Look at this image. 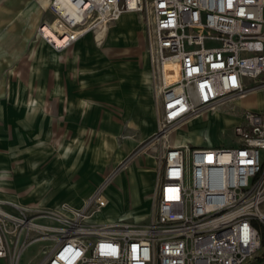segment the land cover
<instances>
[{
  "label": "built area",
  "instance_id": "obj_1",
  "mask_svg": "<svg viewBox=\"0 0 264 264\" xmlns=\"http://www.w3.org/2000/svg\"><path fill=\"white\" fill-rule=\"evenodd\" d=\"M53 14L36 34L55 51L139 14L156 130L80 207L0 198V259L42 241L36 264H247L264 243V109L242 105L231 145L176 143L173 132L218 106L264 90V0H36ZM154 158L150 220H96L103 190L137 152ZM2 170L1 177H8Z\"/></svg>",
  "mask_w": 264,
  "mask_h": 264
},
{
  "label": "crops",
  "instance_id": "obj_2",
  "mask_svg": "<svg viewBox=\"0 0 264 264\" xmlns=\"http://www.w3.org/2000/svg\"><path fill=\"white\" fill-rule=\"evenodd\" d=\"M122 14L101 36L87 32L57 52L36 34L41 21L53 18L45 5L0 0V172L10 171L0 176V198L80 207L155 132L154 93L144 80L148 54H109L127 50L118 45L124 41L146 49L145 31L120 25ZM179 128L186 130V123ZM186 142L200 145L186 134L176 143ZM135 168L134 179L127 172L112 175L117 183L112 197L106 196L105 219L131 215L152 191L154 162L135 158ZM90 173L91 186L83 188Z\"/></svg>",
  "mask_w": 264,
  "mask_h": 264
},
{
  "label": "rangeland",
  "instance_id": "obj_3",
  "mask_svg": "<svg viewBox=\"0 0 264 264\" xmlns=\"http://www.w3.org/2000/svg\"><path fill=\"white\" fill-rule=\"evenodd\" d=\"M120 21H121L120 25H126V26L129 25L132 26L133 28H137V29L140 28L141 30L145 31L144 23L140 17L138 18L137 16L126 12L122 14ZM114 23L115 20H112L106 23V25L108 27L110 25L112 26ZM109 32L110 31H107V34H109ZM125 43L126 41L118 45H120V47H124L122 45H125V47H128L127 50L126 49L123 50L121 48L120 50L118 48H115L114 51L115 52L118 51V53L110 52L109 54H142L146 56L147 53L143 44L136 43L137 47L132 48V42L131 43L128 42L126 44ZM144 80L149 84V86L152 88V92L154 93L149 69L145 75ZM242 105L257 109H264V90H259L254 93L248 94L245 97H242L240 100H237L235 102H229L220 105L215 110L207 112L205 116L200 115L198 118L186 123V130L177 128L173 132L171 139H177L178 136H180L181 134H186L192 137L195 143L200 145H212V146L231 145L232 143L235 142L233 126L236 123H238L241 119ZM142 143L143 142H141L137 147L142 146L143 145ZM142 156H148L154 162V158L151 155H149L147 153V149L143 147L142 150L134 154V156H131V158L124 164V166L118 170L117 174L127 172L128 174H132V179L137 178L139 175V171L138 169L135 168V158H141ZM87 177L88 178L84 179L82 182L83 188H87V186L89 188V186H91L92 178H93L92 174L90 173V176ZM108 182L109 183L106 184L103 192L106 196H109L111 198L112 197L111 193L115 190L114 184L117 183V179L115 176H112ZM133 182L134 181H132V195L134 193ZM150 193L151 191L144 194L145 196L144 198L141 199V203L138 204L136 208L132 209L131 215L120 217L115 220H121L136 224H143L148 222L153 213V200L151 199ZM92 215L94 218H96V220L105 219V217L108 216L105 209H102L100 212H95ZM42 246H43L42 241H33L28 247H26L20 252L17 264H36L37 261L40 259L41 256L40 249ZM247 264H264V243H262V245L255 251L251 260Z\"/></svg>",
  "mask_w": 264,
  "mask_h": 264
},
{
  "label": "bare ground",
  "instance_id": "obj_4",
  "mask_svg": "<svg viewBox=\"0 0 264 264\" xmlns=\"http://www.w3.org/2000/svg\"><path fill=\"white\" fill-rule=\"evenodd\" d=\"M245 97V96H244ZM174 142H177V139H173ZM109 183V182H108Z\"/></svg>",
  "mask_w": 264,
  "mask_h": 264
},
{
  "label": "water",
  "instance_id": "obj_5",
  "mask_svg": "<svg viewBox=\"0 0 264 264\" xmlns=\"http://www.w3.org/2000/svg\"><path fill=\"white\" fill-rule=\"evenodd\" d=\"M128 158H129V156H128ZM127 159V158H126Z\"/></svg>",
  "mask_w": 264,
  "mask_h": 264
}]
</instances>
